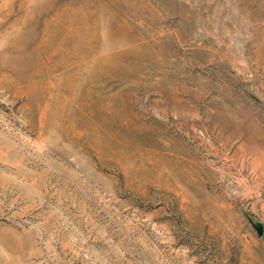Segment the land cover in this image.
Here are the masks:
<instances>
[{"label":"rangeland","instance_id":"obj_1","mask_svg":"<svg viewBox=\"0 0 264 264\" xmlns=\"http://www.w3.org/2000/svg\"><path fill=\"white\" fill-rule=\"evenodd\" d=\"M264 0H0V264H264Z\"/></svg>","mask_w":264,"mask_h":264},{"label":"water","instance_id":"obj_2","mask_svg":"<svg viewBox=\"0 0 264 264\" xmlns=\"http://www.w3.org/2000/svg\"><path fill=\"white\" fill-rule=\"evenodd\" d=\"M255 227H256L259 235H262L264 233V229L261 225H255Z\"/></svg>","mask_w":264,"mask_h":264}]
</instances>
